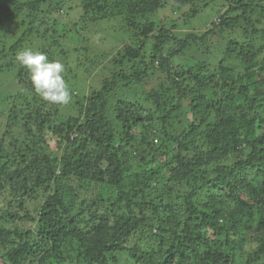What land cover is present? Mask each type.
Masks as SVG:
<instances>
[{"label": "trees", "instance_id": "1", "mask_svg": "<svg viewBox=\"0 0 264 264\" xmlns=\"http://www.w3.org/2000/svg\"><path fill=\"white\" fill-rule=\"evenodd\" d=\"M193 1L204 8L220 7V0H81V21L125 17L129 27H140L139 17L170 5L183 10ZM24 2L16 6L15 0H0V33L12 35L9 25L18 20L29 28L12 47L7 36L1 37L0 77L20 67L15 57L32 34L37 14L52 18L68 3ZM47 6L52 13L43 11ZM221 11L219 24L212 23L203 35L179 38L170 30L145 25L144 38L157 31L150 64L139 62L128 73L114 74L100 91L79 102L76 117L62 123L52 119L56 113L46 105H33L37 109L28 112L22 108L34 104V89L16 95L14 100L23 105L9 109L0 135V264H66L63 249L68 244H76L89 264H109V255L125 252L131 253V264H264V116L258 111L264 106V48H257L258 37L264 38V0H236ZM236 31L242 40H233L226 49L239 57L243 69L242 85L235 91L216 98L218 75L173 66V59L192 42ZM141 46L148 54L147 45ZM125 56L136 60L139 54L127 49ZM222 72L226 75L229 69ZM155 75L158 85L141 95L153 109L122 101L109 111L120 83L138 86ZM20 84L24 81L19 79ZM26 85L28 90L31 80ZM234 92L242 99L236 109ZM187 112H193L190 121ZM48 134L65 141L61 157L47 153ZM250 173L258 176V183L249 180ZM218 190L237 209L228 210V203L213 194ZM40 191L46 197L33 217L26 203ZM91 191L97 202L86 201ZM106 191L111 192L108 198ZM202 191L206 201L200 203ZM172 194L183 198V206L159 198ZM80 198L85 199L83 206H77ZM165 210L166 220L160 215ZM144 226L151 234L158 229L159 252L151 246L142 249L140 239L129 249V239Z\"/></svg>", "mask_w": 264, "mask_h": 264}, {"label": "rangeland", "instance_id": "2", "mask_svg": "<svg viewBox=\"0 0 264 264\" xmlns=\"http://www.w3.org/2000/svg\"><path fill=\"white\" fill-rule=\"evenodd\" d=\"M235 1L236 0H220L217 2L220 7L216 4H211L209 8H204L201 2L193 1L185 6L183 10L179 11L174 6L170 5L156 14L139 17L138 20L136 19L140 27L137 26V24H134L135 27H129V19L125 17L109 18L103 22H93V18L88 17L87 22H82L81 18L83 11L81 0H66L68 3L65 8H63V11H57L52 18L48 17V14L43 16L41 13H38V21L35 23L31 32L32 34L25 38L28 43H25L23 47L21 46L18 51L31 48L44 52L50 60H59L62 62L65 66L63 75L71 92V100L66 105H55L44 101L39 95H36L33 101L34 104L29 108L28 106L22 108H25L24 110L28 112L32 109H37L33 107V105H46L44 107H48L47 109L52 114L56 113L52 119H55V121L58 119L60 123L68 117H76L78 115L77 107L79 102H85L86 97L88 98L93 93L100 91L106 81L112 80L114 74H118L121 71L128 73L130 68L135 64L137 65L139 62L145 61L150 64V58L152 56L151 50L155 43L154 37L157 35L159 29L163 28L170 30L179 38H184L189 33L203 35L207 30L212 28V23L219 24V20L217 19L218 10L225 12V10L229 8V4ZM20 3L25 2L24 0H15L16 6ZM198 9H200V14L194 17L193 12ZM43 11H48V13L53 12L48 6L44 8ZM42 21L44 23H42ZM47 22L51 24V26H48ZM150 24L156 25L157 31L151 38H144L142 34L143 28L145 25ZM9 28L12 35L7 36L6 34L4 35V33H0V39L2 36H7L8 47H12L21 37H24L29 30L26 25L21 24V20L10 23ZM53 29L57 32L56 34L52 32ZM237 31L231 35L225 33L217 34L209 36L202 42H192L189 49L184 54H180L173 59V66L182 68L186 72L193 71L194 74H202L203 76L218 75L216 80L218 79V85L221 87L217 88L218 94L215 96L216 98L229 92V89L235 91L242 85L243 69L240 65L239 57L237 55L228 54L226 49L233 40H242L241 32ZM142 43L147 45L148 54H145V52L141 50ZM257 48H260V50L264 48V38L261 36L258 37ZM127 49H135L139 54L138 58H136V60L127 59L125 56ZM262 57H264V51ZM222 68L229 69V73L225 75L222 72ZM20 72L22 74H20ZM155 73L156 69L152 68L151 74ZM18 78L24 81V85H18ZM159 80V76L155 75L138 86L120 83L119 87L116 89L117 91L111 96L112 98H110L111 104H109V111L112 113L116 104L122 101L142 104L148 109H153V106H151L150 103H146L141 98V95L146 90H151L153 87L157 86ZM29 82L30 77L28 70L21 66L13 70H6L0 77V135L5 131L8 117L7 112L9 109L14 105L18 107L23 105L22 101L18 99L14 100L16 95H21L22 92L31 94V90L34 89L33 86L28 87V90L25 89L28 86L26 84ZM215 83H213V87H216ZM192 85L195 86V82H192ZM222 86H224L223 90L221 89ZM234 94V102L236 103L232 105V108L236 109L238 105H242V99L237 92H234ZM258 111L259 114L264 116V106L260 107ZM185 115L189 121L194 116L193 112H187ZM58 122H56V124H58ZM21 131L22 129L20 126V128L17 129V133L20 135ZM139 133V129L133 131L136 137L141 135ZM47 140V147L49 149L47 153L54 158L61 157L65 141H62L59 137L52 134H48ZM249 180L252 183H258L259 178L255 173H250ZM6 190H9V188ZM103 194L108 198L111 192L106 191L103 192ZM206 194V192L202 191L198 195L197 200L200 203L205 202ZM213 194L216 195L219 200L222 199L228 203L227 209L231 210V212L237 209L236 205L232 201L227 200L226 196L219 190L215 191ZM45 197V193L40 191L38 195H36V199L26 203V209L30 211L33 217L37 216L36 214ZM159 198L164 200L167 204H175L174 206H177V208L183 206V198L178 194L164 195ZM85 199L92 203L94 201L97 202L95 194L92 191L85 195ZM85 199L80 198L77 206L82 205ZM159 201L155 204H158ZM149 214H154L152 209L149 210ZM149 214L146 212L148 218ZM160 215L162 219L166 220L169 213L165 210L160 213ZM29 226L33 225L29 224ZM36 228L37 226L33 230ZM142 229L144 230L142 233L133 234V237L129 239V249L131 250L134 248L137 241L140 239L141 242L139 244L142 249L151 246L155 247L156 251L159 252L160 249L158 245H156L157 238L155 237V234L159 233L158 229L154 227L152 234L149 228L145 227ZM77 249L78 246L76 244L65 245L63 252L65 253L66 264H89L83 259L82 255H79L80 253L77 252ZM69 252H72L74 256L71 257L66 255V253ZM108 261L109 264H131V253L125 252L115 256L109 255ZM239 263L240 261L237 262V264Z\"/></svg>", "mask_w": 264, "mask_h": 264}, {"label": "clouds", "instance_id": "3", "mask_svg": "<svg viewBox=\"0 0 264 264\" xmlns=\"http://www.w3.org/2000/svg\"><path fill=\"white\" fill-rule=\"evenodd\" d=\"M15 60L28 70L35 92L44 101L55 105L70 102L71 92L64 79L62 62L50 60L44 52L31 48L18 51Z\"/></svg>", "mask_w": 264, "mask_h": 264}, {"label": "bare ground", "instance_id": "4", "mask_svg": "<svg viewBox=\"0 0 264 264\" xmlns=\"http://www.w3.org/2000/svg\"><path fill=\"white\" fill-rule=\"evenodd\" d=\"M31 42V41H30ZM28 43V42H27ZM19 77V76H18Z\"/></svg>", "mask_w": 264, "mask_h": 264}]
</instances>
